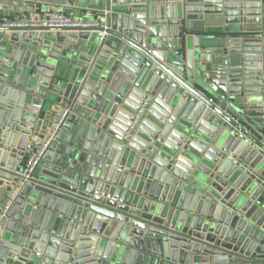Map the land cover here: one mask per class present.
Listing matches in <instances>:
<instances>
[{"label":"water","instance_id":"95a60500","mask_svg":"<svg viewBox=\"0 0 264 264\" xmlns=\"http://www.w3.org/2000/svg\"><path fill=\"white\" fill-rule=\"evenodd\" d=\"M5 10L0 194L66 116L0 264H264V0H102L107 29Z\"/></svg>","mask_w":264,"mask_h":264},{"label":"built area","instance_id":"2783aa9c","mask_svg":"<svg viewBox=\"0 0 264 264\" xmlns=\"http://www.w3.org/2000/svg\"><path fill=\"white\" fill-rule=\"evenodd\" d=\"M26 4L29 0L25 1ZM10 25H20V26H49V27H80L89 28L100 26L104 29L108 28V25L100 20L87 21L84 19H74L70 15L66 14L63 10L50 11L48 15L44 17H30L22 16L18 17L17 20L13 21ZM105 36V31L99 32V37L102 40ZM66 116V111H63L59 116L58 120L53 124L51 131L44 138H39L38 136L32 137L26 147L27 156L21 168L15 170V187L11 188L0 206V222L5 217L10 205L12 204L18 187L25 182H28L35 172L37 166L39 165L42 157L48 150L51 141L53 140L56 132L58 131L64 117Z\"/></svg>","mask_w":264,"mask_h":264},{"label":"crops","instance_id":"0c3cea01","mask_svg":"<svg viewBox=\"0 0 264 264\" xmlns=\"http://www.w3.org/2000/svg\"><path fill=\"white\" fill-rule=\"evenodd\" d=\"M0 0V3L6 5L5 14L11 17H44L50 11L65 10L64 12L74 19H85L90 17L93 19L98 12L96 9L101 6L102 0ZM250 45H255L250 43ZM6 198V194H0L2 201ZM4 202V201H3ZM1 206V205H0Z\"/></svg>","mask_w":264,"mask_h":264}]
</instances>
